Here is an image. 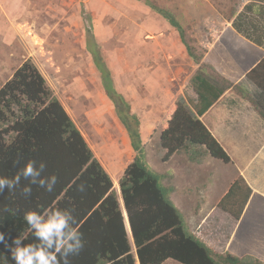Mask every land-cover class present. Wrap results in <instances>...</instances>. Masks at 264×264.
<instances>
[{
    "label": "trees",
    "instance_id": "trees-1",
    "mask_svg": "<svg viewBox=\"0 0 264 264\" xmlns=\"http://www.w3.org/2000/svg\"><path fill=\"white\" fill-rule=\"evenodd\" d=\"M137 1H144L175 29L190 58L201 67L190 81L197 98H180L160 134L163 161L168 162L175 154H185L194 164L204 163L208 156L231 163L201 117L233 84L202 63V56L187 39L185 27L171 11L149 0ZM256 7L263 14L264 0H249L236 15L234 27L239 29L238 21L247 19V13L255 14ZM86 20L92 24L90 17ZM86 32L87 49L101 75L105 93L128 133L135 158L119 180L118 194L111 176L46 79L31 61L25 62L0 89V177L12 179L28 161L34 160L37 167L40 163L46 165L37 179L55 175L57 183L51 192L23 177L15 189L5 186L0 194V232L7 244L13 247L17 236L24 244L35 242L33 230L24 220L26 212L46 213L59 208L72 212L84 241L83 249L69 256V264H136L133 246L139 264H163L167 260L180 264H264L251 255H216L190 230L171 198L173 188L167 187L165 176L146 161L140 119L115 87L93 28L89 26ZM244 36L258 43L248 33L244 32ZM263 68L262 62L248 74V79L256 87L252 102L264 117ZM81 185L84 191H80ZM25 187L31 188L30 195L24 194ZM252 195V188L240 177L231 184L218 207L239 221ZM120 198L128 215L131 237ZM0 264H15L4 243H0Z\"/></svg>",
    "mask_w": 264,
    "mask_h": 264
},
{
    "label": "rangeland",
    "instance_id": "rangeland-1",
    "mask_svg": "<svg viewBox=\"0 0 264 264\" xmlns=\"http://www.w3.org/2000/svg\"><path fill=\"white\" fill-rule=\"evenodd\" d=\"M149 1L180 20L199 55L209 43H218L227 22L249 2ZM259 11L256 7L254 13ZM87 17L92 24L87 23ZM253 19V27H257V17ZM89 26L115 87L131 104L144 130L152 134L145 142L146 161L165 176L164 184L173 188L171 198L190 230L216 255H251L264 263V166L258 167L255 179L250 180L253 196L242 222H238L218 207L227 184L240 177L234 165L215 159V166L209 163L194 169L186 165L185 158L169 163L162 159L158 132L180 98H195L189 81L197 68L190 57L180 58L184 45L179 35L144 1L0 0V89L31 61L76 123L85 124V117L90 119V127L81 125L83 136L96 158L104 162L105 170L114 173L117 180L112 181L119 194L120 164L129 165L130 152L124 136L118 138L117 116L107 112L112 103L86 45ZM98 104L105 108V116L98 111ZM211 169L214 175L208 179ZM132 250L139 264L134 246ZM163 264L180 263L167 260Z\"/></svg>",
    "mask_w": 264,
    "mask_h": 264
},
{
    "label": "crops",
    "instance_id": "crops-1",
    "mask_svg": "<svg viewBox=\"0 0 264 264\" xmlns=\"http://www.w3.org/2000/svg\"><path fill=\"white\" fill-rule=\"evenodd\" d=\"M246 17L247 19L244 18L238 21L237 25L239 26V29H236L233 25L236 17L230 20V22H227L226 27L218 39V43H209V45L205 47L203 54H201L203 64L212 68L217 74L233 84V87L223 94V96L201 117V120L230 156L231 163L225 164L234 165L240 172V177H242L253 190L252 185H250V180L255 179V170H258V167L261 168L264 166V117L252 102L256 87L254 81L248 79V74L260 63H264V12L263 14L256 13L254 16L247 13ZM253 17H257V27H253L254 22L252 21L256 20L253 19ZM225 32L228 33L225 35ZM244 32L248 33L252 39L257 40L258 43L256 44L253 40L246 38ZM186 56L190 57L186 47L183 46L180 49V58L185 59ZM193 64L197 69L191 76L190 81L201 68L200 64H196L195 62ZM261 72L263 75L262 77L264 78V68L261 69ZM262 80L264 81V79ZM196 98L197 96H195L194 99ZM112 105L113 103L108 105L109 107L106 105L107 112L109 115L112 113L117 116L114 105L113 107ZM97 108H99L98 111H101L102 116H105V113L103 112V109L105 108L101 107V104H98ZM85 120V124H78L74 120L82 134L84 132L81 125H88V127L91 126L90 119L85 117ZM87 120H89V122ZM118 121L119 134L117 133V135L118 138L124 136V139L126 140L127 148L130 152V158L128 160V164H130L136 154L132 149L130 138L125 127L119 119ZM165 126L166 125H164V127ZM164 127L158 132L159 140ZM140 130L146 154L145 142L152 134H148V132L144 130L142 124ZM161 151L164 152L162 148ZM177 157H181L182 159L185 158L186 165L194 167V169H202L205 166L207 167L209 163L211 166H215L216 163V161H214L215 158L208 156L204 163L194 164L188 161L185 154H175L169 161H172ZM99 160L102 165H105L101 159ZM169 161L165 163H169ZM120 165L123 167L121 168V173L123 174L126 168L125 163L122 162ZM212 169L207 174L208 179L214 175ZM108 173L112 180H117L114 178V173L112 171H108ZM233 182L234 181L227 184L229 186L226 192L229 190ZM247 207L244 211L243 217L238 222H242Z\"/></svg>",
    "mask_w": 264,
    "mask_h": 264
},
{
    "label": "clouds",
    "instance_id": "clouds-1",
    "mask_svg": "<svg viewBox=\"0 0 264 264\" xmlns=\"http://www.w3.org/2000/svg\"><path fill=\"white\" fill-rule=\"evenodd\" d=\"M45 167L44 163H40L37 167V162L30 160L12 179L0 177V194H3L5 186L9 190L15 189L22 177L31 184H38L51 192L57 183L55 175L47 179H37ZM80 191H84L82 185ZM23 192L25 195H30L31 188L25 187ZM24 220L33 230L34 243L24 244V241L17 236L12 241L14 246L10 247L4 233L0 232V243H4L5 248H10L15 264H69V256L78 254L84 247L82 234L75 227L77 220L70 210L55 208L46 213L28 211L24 215Z\"/></svg>",
    "mask_w": 264,
    "mask_h": 264
},
{
    "label": "bare ground",
    "instance_id": "bare-ground-1",
    "mask_svg": "<svg viewBox=\"0 0 264 264\" xmlns=\"http://www.w3.org/2000/svg\"><path fill=\"white\" fill-rule=\"evenodd\" d=\"M120 193V192H119ZM124 211H125V209H124ZM124 215H125V219H126V226H127V230H128V232H129V234H130V232H131V230H130V226H129V221H128V219H127V215H126V211H125V213H124Z\"/></svg>",
    "mask_w": 264,
    "mask_h": 264
},
{
    "label": "water",
    "instance_id": "water-1",
    "mask_svg": "<svg viewBox=\"0 0 264 264\" xmlns=\"http://www.w3.org/2000/svg\"><path fill=\"white\" fill-rule=\"evenodd\" d=\"M126 215H127V212H126ZM127 219H128V215H127ZM128 221H129V219H128Z\"/></svg>",
    "mask_w": 264,
    "mask_h": 264
}]
</instances>
